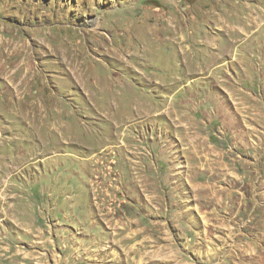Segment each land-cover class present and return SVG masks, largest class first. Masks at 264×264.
Returning <instances> with one entry per match:
<instances>
[{"label":"rangeland","instance_id":"1","mask_svg":"<svg viewBox=\"0 0 264 264\" xmlns=\"http://www.w3.org/2000/svg\"><path fill=\"white\" fill-rule=\"evenodd\" d=\"M0 163V264H264V0H0Z\"/></svg>","mask_w":264,"mask_h":264},{"label":"crops","instance_id":"2","mask_svg":"<svg viewBox=\"0 0 264 264\" xmlns=\"http://www.w3.org/2000/svg\"><path fill=\"white\" fill-rule=\"evenodd\" d=\"M19 173H20V170L18 169V171H16V172L8 171V174H6L3 170L1 163H0V179L9 178L8 183L13 185L12 186L13 190H15V192L21 193V191H22L21 188L24 187L25 185H26L25 187L28 188L33 183V178L30 177L31 175H29L27 178L21 177V179L23 181H25V182H23L19 178V175H20ZM15 177H17V178L15 179ZM13 180H15L16 182H13ZM27 181H29V182H27ZM40 197H41V194H39L38 198H40ZM0 221L1 222L3 221L2 214H1V220Z\"/></svg>","mask_w":264,"mask_h":264},{"label":"bare ground","instance_id":"3","mask_svg":"<svg viewBox=\"0 0 264 264\" xmlns=\"http://www.w3.org/2000/svg\"><path fill=\"white\" fill-rule=\"evenodd\" d=\"M152 35V34H151ZM169 262V261H168Z\"/></svg>","mask_w":264,"mask_h":264}]
</instances>
